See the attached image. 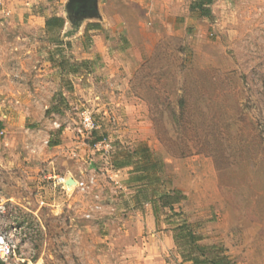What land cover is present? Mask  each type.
Masks as SVG:
<instances>
[{"label":"rangeland","instance_id":"1","mask_svg":"<svg viewBox=\"0 0 264 264\" xmlns=\"http://www.w3.org/2000/svg\"><path fill=\"white\" fill-rule=\"evenodd\" d=\"M97 1L100 18L84 20L80 33L65 38L74 30L68 0H49L48 9L65 20L59 39L51 40L54 56L93 62L85 70V98L70 119L89 149L76 178H97L103 211L91 242H80L82 226L77 221L79 229L71 227L69 217L84 216L94 204L92 194L70 188L68 199L43 178L52 169H36L24 154L18 168L10 156V169L0 171V196L13 202L15 221L29 229L24 253L12 264H132L118 250L122 243L146 242L149 229L140 219L119 231L133 216V190L109 160L116 148L140 143L162 160L171 187L187 196L175 206L178 216L162 212L157 232L173 238L186 222L203 238L194 246L174 242L168 264L202 254L264 264V0H214L211 18L191 11L199 0ZM3 10L8 16L5 4ZM91 23L101 29L85 36ZM80 108L94 114L97 133L110 147L92 145ZM119 130L127 133L116 138Z\"/></svg>","mask_w":264,"mask_h":264},{"label":"crops","instance_id":"2","mask_svg":"<svg viewBox=\"0 0 264 264\" xmlns=\"http://www.w3.org/2000/svg\"><path fill=\"white\" fill-rule=\"evenodd\" d=\"M2 1L6 5L8 16L0 13V132H4L0 136V171L10 169V156L17 161L24 154L36 161V169L42 164L77 183V170L83 167L85 154H88L89 149L84 147L83 141L75 132L77 128L72 124L70 116L81 103L80 100L85 98V88L88 86L83 71L78 75H68L57 66L59 58L54 56L51 45V39L55 37L46 30V20L52 16L63 18V15L50 13L49 0ZM68 33L72 36L76 32L68 30ZM77 37L79 36L75 39ZM60 57L62 58L61 54ZM83 60L89 59L82 58L81 61ZM82 82L83 85L80 84ZM120 111L123 109L120 108ZM120 114L125 121L126 115ZM55 124L60 125V128ZM126 131L119 130L116 138L124 136ZM51 142H58V145L50 146ZM18 162L19 160L16 167L20 168ZM109 163L111 164L110 160ZM129 170L117 172L124 173L122 182L124 181L126 189L133 190L128 199V209L133 210V216L129 224L124 219L120 225L122 229H118L126 231L127 229H123L131 228L141 219L149 229V237L146 242H130L126 246L122 243L118 257L129 256L132 264H168V252L175 247L173 238L168 233L157 232L156 219L150 205H145L144 211L143 208L136 207V191L128 183ZM52 187H47V190L50 188V194L53 193L50 197L57 198ZM67 197L71 199L70 195ZM102 211H94L93 220H87L80 214L70 215L71 227L74 225V229H79V224H75L77 221L82 226L83 236L80 242H91L90 231L96 229L98 223L94 220ZM121 211L126 210L123 208ZM86 262H90V259L87 258Z\"/></svg>","mask_w":264,"mask_h":264},{"label":"trees","instance_id":"3","mask_svg":"<svg viewBox=\"0 0 264 264\" xmlns=\"http://www.w3.org/2000/svg\"><path fill=\"white\" fill-rule=\"evenodd\" d=\"M214 0H199L192 4L191 11L197 13L200 17L211 18L213 15L212 5ZM65 26V20L62 17L52 16L46 20V30L55 38L51 40L57 41ZM100 24L92 23L86 28V35L90 31L100 30ZM58 47L63 44H56ZM57 66L66 74L78 75L85 70L91 68L93 62L91 60L71 61L62 56L57 60ZM88 72V71H87ZM86 74V73H85ZM1 129V128H0ZM92 145L103 142L106 138L99 136L97 132L93 135ZM58 142L50 143V146H57ZM111 165L115 170L130 169L129 185H132L135 192L136 207L141 208L150 205L159 224L160 215L163 211L173 212L175 216V206L180 205L187 199V196L179 189L171 187V182L166 179L165 166L162 160L156 158V155L145 144L140 143L134 148H116L115 153L111 154ZM174 234V242H190L193 246L201 242L203 238L191 231L188 224L183 223L176 226ZM186 264H231L225 256H191L183 260ZM0 264H3L0 262Z\"/></svg>","mask_w":264,"mask_h":264},{"label":"built area","instance_id":"4","mask_svg":"<svg viewBox=\"0 0 264 264\" xmlns=\"http://www.w3.org/2000/svg\"><path fill=\"white\" fill-rule=\"evenodd\" d=\"M3 1L0 0V12L3 10ZM79 117L83 130L92 136L95 132L100 129V124L96 120L94 114L86 108H80ZM57 128L60 125L55 124ZM4 132H0V136H3ZM105 147H110L109 143L104 140ZM101 143H97L95 147L100 146ZM43 178L50 182L54 189L61 188L66 195H70V185L68 180L64 176H58L55 174V170H47L44 172ZM75 188L77 191L83 194H92L94 204L91 209L84 214V218L87 220L93 219V212H100L103 210L101 202V195L99 192V183L96 177L91 176L86 180H77ZM71 196V195H70ZM44 205V202L41 203ZM15 206L10 200L0 196V262L3 264H12L17 258V253H24L25 246L27 245L26 240H29V229L26 225L18 223L14 219L16 212L13 210Z\"/></svg>","mask_w":264,"mask_h":264},{"label":"water","instance_id":"5","mask_svg":"<svg viewBox=\"0 0 264 264\" xmlns=\"http://www.w3.org/2000/svg\"><path fill=\"white\" fill-rule=\"evenodd\" d=\"M88 1H92V6L90 11L83 13V15L77 17L78 15H76V18L73 16L74 13V8L76 7V5H80L83 2H88ZM66 10H67V14H68V20L71 22V24L74 26V32H79L84 20L86 19H99V13H98V1L97 0H68L67 4H66ZM71 34H69L67 32V34H65V37L70 36ZM71 183L68 182V185H70Z\"/></svg>","mask_w":264,"mask_h":264},{"label":"flooded vegetation","instance_id":"6","mask_svg":"<svg viewBox=\"0 0 264 264\" xmlns=\"http://www.w3.org/2000/svg\"><path fill=\"white\" fill-rule=\"evenodd\" d=\"M91 6H92V1L83 2L80 5L79 4L76 5V7L74 8L73 16L76 18V15H78L77 17L83 15V13L90 11Z\"/></svg>","mask_w":264,"mask_h":264},{"label":"bare ground","instance_id":"7","mask_svg":"<svg viewBox=\"0 0 264 264\" xmlns=\"http://www.w3.org/2000/svg\"><path fill=\"white\" fill-rule=\"evenodd\" d=\"M68 182L71 183V184H70V187H71V188H72L73 186H76V185H77V183H76L73 179L68 180Z\"/></svg>","mask_w":264,"mask_h":264}]
</instances>
